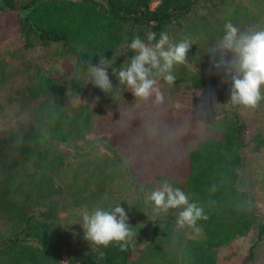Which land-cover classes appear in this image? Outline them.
Here are the masks:
<instances>
[{"label": "trees", "instance_id": "16d2710c", "mask_svg": "<svg viewBox=\"0 0 264 264\" xmlns=\"http://www.w3.org/2000/svg\"><path fill=\"white\" fill-rule=\"evenodd\" d=\"M200 1L206 0H0V45L16 37L24 50L53 47L84 72L118 50L132 57L128 45L135 36L147 43V34L155 32L159 39ZM215 63L212 58L222 87L208 111L198 105L175 111L155 99L129 112L93 114L86 105L67 111L63 97L80 91L81 82L35 75L25 89L27 99L37 100L32 126L0 140V264H59L63 254L65 264H218L220 249L251 231L262 235L264 219L240 173L244 149L257 153L264 136L256 132L247 139L238 113L242 104L232 103ZM188 88L208 91L211 85L195 71ZM89 138L100 141L106 154L76 148ZM123 178L134 197L127 212L134 235L126 249L91 244L64 250L57 199L68 197L70 207H82ZM158 183L179 188L203 208L207 219L191 227L199 237L186 238L170 209L149 215L155 205L147 197ZM137 234L148 242L134 251Z\"/></svg>", "mask_w": 264, "mask_h": 264}, {"label": "rangeland", "instance_id": "374dc122", "mask_svg": "<svg viewBox=\"0 0 264 264\" xmlns=\"http://www.w3.org/2000/svg\"><path fill=\"white\" fill-rule=\"evenodd\" d=\"M226 22H231L242 33L264 30V0L200 1L190 14L167 27L166 33L170 41L175 43L188 40L191 44L186 63L174 66L175 80L170 86L166 87L160 83L163 78L154 70L153 78L157 81L156 86L160 89L163 100H166L173 110L182 111L184 107L198 105L208 111L216 102L217 92L222 87V79L211 67L210 61L213 58V48L224 35ZM135 54L134 52L133 56ZM221 56L228 60L232 58L233 53L217 51L215 60L219 62ZM132 57L126 58L118 50L109 60H105L110 65L108 73L113 88L108 92H102L91 83L90 69L84 72L76 70L69 58L60 57L57 49L35 47L24 50L16 37L5 40L0 45V140L18 128L28 129L32 126L30 116L37 105V100L27 99L25 89L33 83L35 75L39 73L49 76L55 82L66 78L78 79L81 82L80 91L63 97V105L67 111H74L82 105L88 106L93 114L112 109L131 111L145 99L136 97L130 88L121 85L118 72L114 73L112 69L126 66ZM195 71H198L204 80L210 82L211 88L208 91L189 90L190 76ZM220 71L227 79L228 94L231 95V77L226 69L221 68ZM260 94V102L255 107L242 105L238 108V113L246 124L247 139L256 132H261L264 136V85L260 88ZM148 99H155V95ZM75 146L79 150L94 147L97 151H93V154L98 155L97 152L100 155L106 154L101 142L94 138L76 143ZM240 177L242 187L249 193L253 206L264 219V147L257 153L244 149ZM162 184L164 183L152 185L149 194L158 190ZM133 200L131 187L125 178L116 181L112 189H105L96 201L82 207H70L68 197H59L57 217L64 238V250L80 251L92 244L84 238L80 226V213L84 208L90 211L97 208L110 211L119 205L128 212ZM155 210L151 208L147 212L153 215L158 212ZM170 210L177 224L182 208ZM180 228L186 238L199 237V232L194 228L187 225ZM140 236L137 234L132 242L134 251L136 247L148 242ZM217 255L218 264H239L248 255L251 259L246 264H264V233L257 237L256 231H251L246 237L220 249ZM65 258L63 254L59 264H65ZM223 258H227V261H223Z\"/></svg>", "mask_w": 264, "mask_h": 264}, {"label": "clouds", "instance_id": "9594fccd", "mask_svg": "<svg viewBox=\"0 0 264 264\" xmlns=\"http://www.w3.org/2000/svg\"><path fill=\"white\" fill-rule=\"evenodd\" d=\"M224 29V35L212 50L213 59L217 51L231 52L233 56L228 60L221 56L214 67L226 69L231 77L232 103L255 107L261 99L260 88L264 85V30L242 33L231 22H226ZM146 38L147 43L139 35L135 36L128 47L136 54L126 66L113 68L112 71L118 72L119 83L130 88L136 97L147 100L155 95L156 102H161L163 95L153 78L154 70L171 85L175 80L174 66L186 63L191 44L188 40L174 43L165 32L160 33L159 39L155 32H149ZM109 66V63L101 59L90 68L91 83L102 92L113 88ZM147 199L154 203L157 211L183 208L177 220L179 227H193L198 220L207 219L203 208L195 202L190 203L182 190L168 183L152 191ZM80 216L84 238L94 245H118L124 251L134 235L128 224L127 211L122 206L117 205L110 211L100 208L90 211L84 208Z\"/></svg>", "mask_w": 264, "mask_h": 264}]
</instances>
